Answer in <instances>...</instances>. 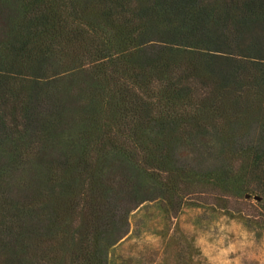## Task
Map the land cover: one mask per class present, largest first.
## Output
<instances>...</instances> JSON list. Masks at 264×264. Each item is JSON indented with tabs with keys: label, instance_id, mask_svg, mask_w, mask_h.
<instances>
[{
	"label": "trees",
	"instance_id": "1",
	"mask_svg": "<svg viewBox=\"0 0 264 264\" xmlns=\"http://www.w3.org/2000/svg\"><path fill=\"white\" fill-rule=\"evenodd\" d=\"M0 160V264H108L152 201L264 230V0H0Z\"/></svg>",
	"mask_w": 264,
	"mask_h": 264
},
{
	"label": "rangeland",
	"instance_id": "2",
	"mask_svg": "<svg viewBox=\"0 0 264 264\" xmlns=\"http://www.w3.org/2000/svg\"><path fill=\"white\" fill-rule=\"evenodd\" d=\"M0 167L7 184L21 180L22 170ZM128 222V235L109 250L108 264H264V230L211 206L186 205L172 219L161 201L146 202Z\"/></svg>",
	"mask_w": 264,
	"mask_h": 264
}]
</instances>
